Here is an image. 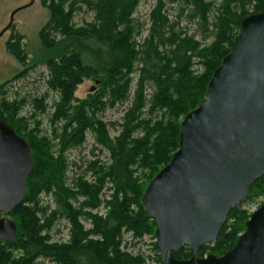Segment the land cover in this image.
<instances>
[{
    "label": "trees",
    "instance_id": "obj_1",
    "mask_svg": "<svg viewBox=\"0 0 264 264\" xmlns=\"http://www.w3.org/2000/svg\"><path fill=\"white\" fill-rule=\"evenodd\" d=\"M48 1L45 5L50 17L39 32L43 58L35 56V60L33 56L32 64L18 77L38 62L48 67V83L59 93L55 118L65 120L58 136L60 154L54 155L51 140L38 136L36 127L29 129L24 117L18 116L24 101L9 100L5 84H0V119L27 140L34 158L25 198L7 214L18 230L14 241L0 240V264H44L42 259L57 264H145L141 254L123 250L122 231L133 230L137 237L154 234L156 222L142 205L144 191L178 149L182 119L204 99L213 72L232 50L242 19L263 12L264 0H221L213 22V1L157 0L150 13L149 33L141 43L135 38L140 29L133 19L140 0ZM168 1L185 4L200 37L170 18L165 10ZM84 4L95 16L77 26L73 18ZM21 38L12 36L8 50L26 65L28 54L20 47ZM208 39L212 41L207 44ZM194 58L204 66L200 73L193 69ZM137 62L141 66L132 104L118 124L120 133L112 138L108 123L96 115L128 98ZM85 79H92L95 85L86 98L80 99L75 92ZM148 83L153 86L150 99L146 93ZM88 128L97 133V142L109 151L111 160L108 165L99 159L91 161L88 170L94 182L79 177L70 187L66 184L67 166L62 152L82 144ZM21 129L27 133L21 134ZM108 182L112 184V198L106 201L108 211L103 215L93 210L100 206L99 195ZM42 192L52 195L53 209L40 205ZM262 193L264 176L251 185L249 197ZM79 196L84 199L80 201ZM74 200L80 203L74 205ZM250 216L240 205L231 209L218 238L201 245L199 256L223 255L231 250ZM62 217L71 224L70 238L64 243L53 242L49 230ZM82 217L91 221L90 229L85 228ZM14 249L21 250L18 257ZM174 254L187 259L192 249L185 245Z\"/></svg>",
    "mask_w": 264,
    "mask_h": 264
},
{
    "label": "water",
    "instance_id": "obj_2",
    "mask_svg": "<svg viewBox=\"0 0 264 264\" xmlns=\"http://www.w3.org/2000/svg\"><path fill=\"white\" fill-rule=\"evenodd\" d=\"M16 8L14 15L31 5ZM34 167L27 140L0 119V240L14 241L17 224L7 214L23 202ZM264 176V11L241 21L232 50L209 80L200 105L183 117L179 147L151 179L142 205L156 222L161 264H264V204L251 213L236 245L223 255L199 256L213 243L231 209ZM190 246L192 256L175 252Z\"/></svg>",
    "mask_w": 264,
    "mask_h": 264
},
{
    "label": "rangeland",
    "instance_id": "obj_3",
    "mask_svg": "<svg viewBox=\"0 0 264 264\" xmlns=\"http://www.w3.org/2000/svg\"><path fill=\"white\" fill-rule=\"evenodd\" d=\"M45 1L49 2L48 0H34L31 5L18 10L14 15L13 25L3 36H0V84H5L9 100L17 99L24 101V104L19 110L18 116L24 117V122L28 124L29 129L36 127L38 136L48 137L53 144L54 155L58 156L61 147V145L58 144V136L62 131L65 120L63 118H55V105L59 100V93L52 89L48 83L50 77L48 67L45 64L38 62L31 67L25 75L18 77L20 72L32 64L31 60H36L35 56L43 58L39 32L50 17ZM208 1L214 2L213 7L210 10V20L213 22L219 12L218 7L221 0ZM28 2H30V0H0V31L9 24L12 12ZM156 3L157 0H140L133 13L135 27L140 29L135 37L139 43H141L149 33L151 23L150 13ZM183 7H185V4L181 1H168L165 10L170 18L172 20H178L179 25L187 30L188 33H196L197 36L200 37V30L198 29L197 23L187 16V12L189 11L188 8L185 7L184 13L181 14ZM94 16L95 12L89 10L84 4L81 10L75 12L73 23L80 26L85 22L92 21ZM17 35L22 36L20 47L28 54L26 65L22 64L20 59L8 50V41L12 36ZM211 41L212 39H208L205 42L208 44ZM194 60L195 63L193 69L196 73L202 72L204 66L198 63V58H194ZM140 66L139 62L135 65L128 98L124 101L118 102L113 107H107L96 115L97 118L108 123L109 134L112 138L120 133L121 126L118 124L123 121L125 111L132 104ZM94 85L95 82L92 79H85L77 88L75 92L76 96L80 99L86 98L90 94ZM152 92L153 86L148 83L146 91L148 99H150ZM40 101L41 103L39 105L37 102ZM148 108L149 104H147L144 109V116L147 115ZM158 115H160V112ZM112 122H115L116 124H111ZM139 132H136V134L141 135L142 132ZM26 133V130L21 129V134ZM96 136L97 133L91 128H88L85 141L82 144L71 146L62 152L67 166L65 176L66 184L68 186L74 187L76 179L79 177H84L83 179L90 183L94 182L95 177L92 171L88 170V165L91 161L99 159L100 162L105 165L110 163L111 159L109 151L99 145ZM140 170L138 171V174H141ZM141 179L146 180L143 179V177ZM111 186L112 184L108 182L100 193L101 204L93 210L94 212H99L103 215L107 213L108 206L106 201L112 198L113 190L110 189ZM83 199L82 196H79L80 201ZM39 203L42 206H50L51 209L55 207L53 197L50 193L42 192L39 196ZM79 203V201L74 200V205H78ZM262 204H264V193L252 195L240 205V208L252 213ZM81 220L86 229L92 227V223L89 219L82 217ZM70 228L71 224L68 219L65 217L58 218L49 230L51 241L59 243L67 242L70 238ZM121 237V247L123 250H126L133 255L141 254L145 258V264H161V260L158 259L160 254L155 245L154 234L145 233L142 237H137L134 236L133 230L123 229ZM20 253V249H14V256L18 257ZM42 260H44V264H57L49 259Z\"/></svg>",
    "mask_w": 264,
    "mask_h": 264
},
{
    "label": "flooded vegetation",
    "instance_id": "obj_4",
    "mask_svg": "<svg viewBox=\"0 0 264 264\" xmlns=\"http://www.w3.org/2000/svg\"><path fill=\"white\" fill-rule=\"evenodd\" d=\"M0 215H3V214H0Z\"/></svg>",
    "mask_w": 264,
    "mask_h": 264
}]
</instances>
